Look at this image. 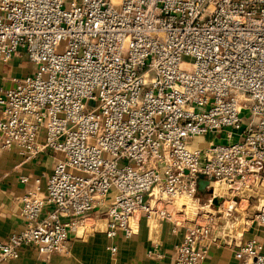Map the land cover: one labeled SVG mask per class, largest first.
<instances>
[{
	"label": "built area",
	"instance_id": "2783aa9c",
	"mask_svg": "<svg viewBox=\"0 0 264 264\" xmlns=\"http://www.w3.org/2000/svg\"><path fill=\"white\" fill-rule=\"evenodd\" d=\"M19 55L34 71L1 92L0 150L60 157L45 189L20 178L25 225L0 264L130 239L141 217L177 223L165 202L201 180L264 194V0H0V61ZM254 221L240 264H264V206ZM214 226H188L176 263L202 264Z\"/></svg>",
	"mask_w": 264,
	"mask_h": 264
},
{
	"label": "crops",
	"instance_id": "0c3cea01",
	"mask_svg": "<svg viewBox=\"0 0 264 264\" xmlns=\"http://www.w3.org/2000/svg\"><path fill=\"white\" fill-rule=\"evenodd\" d=\"M24 59L28 61L24 55L16 56L9 63L0 61V95L3 90L13 86L14 78H23L34 71V66L29 61L23 62ZM17 61H20V65L15 64ZM217 137L222 138L216 140ZM223 138L222 135L198 138L195 147H203L210 141L220 142ZM59 157L55 154H42L26 160L17 149L0 150V242L6 241L25 225L20 204L25 185L20 182V178H41L42 188L45 189L46 179L52 174ZM204 182L206 180L200 181L197 193L205 194L212 190V185H205ZM250 198L260 205L264 194L255 191ZM213 201L218 206L221 199L215 198ZM169 208L177 209L174 203ZM185 216L181 214L174 217L177 223L154 220L156 225L152 224V220L141 217L137 234L130 239L120 236L111 240L105 233L99 232L85 239H72L68 254L45 255L33 249H24L19 259L6 264H177L175 249L183 241L187 227L197 222L196 219H188L186 223ZM260 232L262 234L261 227ZM262 238L260 235L256 239ZM213 239L202 264L241 263L235 257V246L245 240L238 237L224 240L214 234ZM113 247L117 251L110 249Z\"/></svg>",
	"mask_w": 264,
	"mask_h": 264
},
{
	"label": "rangeland",
	"instance_id": "374dc122",
	"mask_svg": "<svg viewBox=\"0 0 264 264\" xmlns=\"http://www.w3.org/2000/svg\"><path fill=\"white\" fill-rule=\"evenodd\" d=\"M23 62L27 63L28 61L24 59ZM15 64L20 65V61ZM248 114V112L244 111L242 117L244 118ZM221 138L217 137L216 140ZM216 189L218 190L215 192ZM212 190H214L213 194H201L198 192L197 195L185 196L176 200L174 204L177 209L170 210L169 205L172 202L170 203L169 201L165 202V207L168 208L174 217L185 214L186 223L189 222L187 221L188 219H196L199 223L212 220L215 224L213 234L223 237L224 240L238 237L240 240L246 241L262 235L260 227L254 221V214L261 206H264V199L260 205L254 203L252 198L234 199L231 197L232 194L227 192V187L220 184L213 183ZM213 196L217 198L218 196H223L218 206H215V202L212 201L214 200ZM248 196L249 194L247 193L243 197ZM176 210L178 211L176 212ZM152 221L153 225L157 224L154 220Z\"/></svg>",
	"mask_w": 264,
	"mask_h": 264
},
{
	"label": "water",
	"instance_id": "95a60500",
	"mask_svg": "<svg viewBox=\"0 0 264 264\" xmlns=\"http://www.w3.org/2000/svg\"><path fill=\"white\" fill-rule=\"evenodd\" d=\"M204 183H205V185H209V182H208V181H206V182H204ZM202 184H203V183H202ZM210 193L213 194V190H211ZM215 202L217 203V200H215Z\"/></svg>",
	"mask_w": 264,
	"mask_h": 264
}]
</instances>
